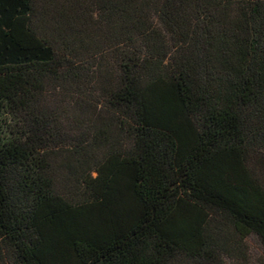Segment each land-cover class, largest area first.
Segmentation results:
<instances>
[{
  "label": "trees",
  "instance_id": "obj_1",
  "mask_svg": "<svg viewBox=\"0 0 264 264\" xmlns=\"http://www.w3.org/2000/svg\"><path fill=\"white\" fill-rule=\"evenodd\" d=\"M264 262V0H0V264Z\"/></svg>",
  "mask_w": 264,
  "mask_h": 264
},
{
  "label": "rangeland",
  "instance_id": "obj_2",
  "mask_svg": "<svg viewBox=\"0 0 264 264\" xmlns=\"http://www.w3.org/2000/svg\"><path fill=\"white\" fill-rule=\"evenodd\" d=\"M248 244L249 250L251 252L248 264H264L263 260L260 257L262 256L263 248L259 244L258 240L252 237L249 239Z\"/></svg>",
  "mask_w": 264,
  "mask_h": 264
}]
</instances>
